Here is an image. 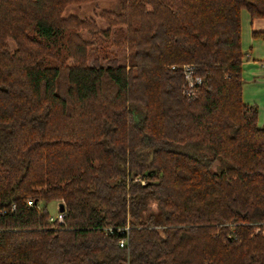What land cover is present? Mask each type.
<instances>
[{
  "label": "trees",
  "instance_id": "trees-1",
  "mask_svg": "<svg viewBox=\"0 0 264 264\" xmlns=\"http://www.w3.org/2000/svg\"><path fill=\"white\" fill-rule=\"evenodd\" d=\"M83 1L0 0V264H264L241 49V11L264 20V0H122L104 16L129 68L87 63L79 30L97 27L62 17Z\"/></svg>",
  "mask_w": 264,
  "mask_h": 264
},
{
  "label": "rangeland",
  "instance_id": "rangeland-1",
  "mask_svg": "<svg viewBox=\"0 0 264 264\" xmlns=\"http://www.w3.org/2000/svg\"><path fill=\"white\" fill-rule=\"evenodd\" d=\"M122 8V0H90L78 3H70L65 6L62 11V17L67 18L69 16H75L81 20L93 21L97 27L96 31H91L88 29L79 30L80 36L91 42L88 47V57L87 63H91L93 59H98L103 65H106L108 60L117 59L119 64L126 65L128 67L130 52L125 44L121 41V34L119 30L125 31L126 26L124 25H111L104 14L108 12L119 13ZM250 18V17H249ZM103 31H107L108 34H104ZM251 37V22L250 19H242L241 21V49L245 52L246 50H251L255 57H264V39L256 37L258 43L261 44V49L258 51L257 42L250 44ZM10 49L15 48V43L10 38L7 39ZM120 42V43H118ZM251 45V46H250ZM71 61V60H70ZM188 64H184L186 66ZM258 75H264V70L258 68L256 71ZM184 76V75H183ZM246 76L242 74V80L246 82ZM185 80V78H184ZM248 83V82H246ZM184 88V92L187 97H196L198 95V89ZM188 90L192 95L188 94ZM256 105L255 103H251ZM257 106V105H256ZM258 107V106H257ZM264 126V125H263ZM61 200L50 201L47 204V211L50 216L55 217L58 213V203ZM264 234V232H263Z\"/></svg>",
  "mask_w": 264,
  "mask_h": 264
},
{
  "label": "crops",
  "instance_id": "crops-1",
  "mask_svg": "<svg viewBox=\"0 0 264 264\" xmlns=\"http://www.w3.org/2000/svg\"><path fill=\"white\" fill-rule=\"evenodd\" d=\"M250 19L251 22V37L250 44L257 42L253 32H264V20L252 19L246 11H241V20ZM259 37V36H257ZM261 38V37H260ZM257 50L261 49V44L257 42ZM251 46V45H250ZM264 61V57H255L251 50H242V74L246 76V82L242 85V96L246 104L255 103L258 106V124L264 125V75L257 76V69ZM264 70V68H262Z\"/></svg>",
  "mask_w": 264,
  "mask_h": 264
},
{
  "label": "built area",
  "instance_id": "built-area-1",
  "mask_svg": "<svg viewBox=\"0 0 264 264\" xmlns=\"http://www.w3.org/2000/svg\"><path fill=\"white\" fill-rule=\"evenodd\" d=\"M262 68H264V61L261 63ZM192 66L191 65H186L182 67V72L185 78V82L187 83V87L190 89H197V86L201 83V79L199 77H194L192 73ZM189 89V90H190ZM188 90V94L192 95ZM140 180V179H138ZM28 205L31 206V202H28ZM64 211L57 213L55 217L50 216L49 221H56L58 223H63V218H64ZM123 240L120 241V246H123Z\"/></svg>",
  "mask_w": 264,
  "mask_h": 264
},
{
  "label": "water",
  "instance_id": "water-1",
  "mask_svg": "<svg viewBox=\"0 0 264 264\" xmlns=\"http://www.w3.org/2000/svg\"><path fill=\"white\" fill-rule=\"evenodd\" d=\"M65 210V206H64V203L63 202H59L58 203V211L59 212H62Z\"/></svg>",
  "mask_w": 264,
  "mask_h": 264
}]
</instances>
